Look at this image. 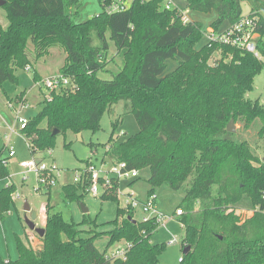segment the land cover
<instances>
[{
  "label": "trees",
  "instance_id": "1",
  "mask_svg": "<svg viewBox=\"0 0 264 264\" xmlns=\"http://www.w3.org/2000/svg\"><path fill=\"white\" fill-rule=\"evenodd\" d=\"M97 1L101 10L83 21L74 19L77 0H5L1 5L7 25L0 26V85L16 83L14 71L31 67L29 50L38 59L52 46L65 52L58 72L75 83L45 94L40 110L21 129L31 153L49 148L57 133L96 130L102 115L121 102L138 130L119 140L113 137L114 119L102 159L125 161L139 171L136 178L145 174L148 192L161 184L182 189L176 209L182 211L177 218L185 232L178 264H264V162L227 130L230 119L244 127L260 119L259 132H264V105L245 96L264 66V0H185L182 9L213 12L211 25L218 28L239 20L246 1L247 16L256 19L259 56L217 41L198 44L202 23L183 22V11L164 8L163 0H131L125 9L110 12L106 7L117 0ZM109 41L121 67L101 78ZM217 50L219 57L211 59ZM167 60L176 61L170 70ZM33 79L40 80L37 71ZM54 129L58 132L52 134ZM60 188L66 204L86 193L85 182ZM13 189L12 183L0 189V215ZM103 197L118 199L106 192ZM255 206L260 209L245 218L236 212ZM132 212L118 206L107 222L111 228L99 230L88 213L76 222L46 203L41 247L16 235V257L0 255V264H162L164 243L150 241L154 219L133 220ZM103 235L108 241L99 250L94 241ZM121 239L132 243L125 256L107 258V249Z\"/></svg>",
  "mask_w": 264,
  "mask_h": 264
},
{
  "label": "rangeland",
  "instance_id": "2",
  "mask_svg": "<svg viewBox=\"0 0 264 264\" xmlns=\"http://www.w3.org/2000/svg\"><path fill=\"white\" fill-rule=\"evenodd\" d=\"M121 1L128 6L131 0ZM172 1V7L183 9L185 0ZM76 8L75 21H83L92 14L97 13L99 5L97 0H81ZM242 10L243 15L248 14L249 6L246 1H242ZM183 13L189 20L201 22L202 29H207L215 17L213 12L203 13L195 10H186ZM262 14L264 16V11ZM6 25V11L0 5V26L5 27ZM262 38L264 40V33ZM204 41L205 38L202 37L198 44ZM109 45V62L105 71L98 72V76L101 78H110L112 73L118 71L121 67L120 58L114 55L115 47L112 41H109ZM29 47H32L30 42ZM49 50L48 54L38 59L29 50L31 67L29 69L18 68L14 71L17 77L16 83L6 80L0 85V150L3 149L0 153V159H6L5 167L0 162V189L7 184L12 183L14 185V189L10 194L12 200L8 208L0 215V255L4 259L16 257V235L27 244L30 238L33 243H39L40 236L29 229L25 223V218L30 217V211L24 210L25 202L29 204L30 210H34L37 213V217L34 219L36 227H41L44 224L45 205L49 203L53 205L55 210H60L65 219L71 218L76 222L82 219L81 205H83L87 207L88 211L86 213H88L89 217L100 224L98 229L108 230L111 225L107 222L116 217L117 207L126 205L125 194L132 193L138 199H144L149 189L146 176L143 174L140 178L122 177L119 178L118 182L112 180L110 186L105 189L106 194L116 195L118 199L103 197L104 189L98 183L96 184L97 191L95 195L90 194L85 189L86 193L79 202L72 201L66 204L62 201L60 186L64 183L72 182L75 175L79 173L81 168L86 166L87 162L94 163L96 168L101 167L102 154L112 130L111 122L114 119H117L118 122L114 128L113 137H117L119 140L138 130L134 115L131 112L124 111L121 102L117 103L116 106L114 105L110 112L106 111L102 115L99 121V128L96 130L85 129L79 133L68 130L57 133L53 136L52 145L49 147L51 155H47L45 150L36 152V155L43 154L47 162L53 161L60 170L57 175V181L50 187L49 192H46L45 188L35 189L37 184L36 174L28 173L27 176H24V168L21 163L31 159L33 154L28 146L29 141L25 138L23 132L19 130L17 118L22 117L29 120L35 116L41 108L44 95L50 94V90L45 89L43 86L40 87L37 81L33 79L34 71L38 72L41 79L58 72L59 67L63 64L65 58L63 49L59 46H52ZM217 57H219L218 50L213 53L211 59ZM174 65H176V61L167 60L166 70H170ZM245 96L251 100L257 99L264 105V66L254 77L252 88L245 93ZM45 124L46 121L43 119L40 122V126L43 127ZM233 125L232 137L246 141L254 153L262 159L264 155V132H259L262 126L261 120L256 119L249 127H244L240 121L233 122ZM10 147L14 152L12 156H9ZM104 160V166H110V160L107 157H104ZM4 171L6 172L4 173ZM89 181V178H87L86 183ZM129 182L130 184H128ZM86 183L85 185H87ZM113 184L116 185L113 187ZM153 192L156 195L157 208L167 215H174L176 206L183 195L182 189L175 190L166 184H161L155 186ZM141 215V210L136 208L133 214L134 219L139 220ZM184 232L182 223L177 216L168 219L164 225L159 224L156 226L150 236V241L152 243H164L162 252L159 255L160 263H179V257L182 256ZM171 238H175V241L170 243ZM107 241L108 236L103 235L98 237L94 243L99 250H104ZM122 241V239L116 241L109 249Z\"/></svg>",
  "mask_w": 264,
  "mask_h": 264
},
{
  "label": "built area",
  "instance_id": "3",
  "mask_svg": "<svg viewBox=\"0 0 264 264\" xmlns=\"http://www.w3.org/2000/svg\"><path fill=\"white\" fill-rule=\"evenodd\" d=\"M162 4L164 8L171 9L173 8L172 0H163ZM127 6L121 1H113L107 7V11H115L125 9ZM183 22L188 21V17L182 13ZM256 19L251 18L247 15H242L239 20L229 23L225 26L214 28L212 25L208 26L207 29H203V37L205 41H217L219 43L227 44L241 50L251 52L255 56H259V52L256 48V40L258 37V32L255 29ZM37 84L41 87L50 91H60L65 88H72L74 82L69 76H65L60 72H56L50 76H46L37 81ZM17 122L19 123V130L24 128L28 122L25 118L18 117ZM29 145V143H28ZM47 155H51V150L49 148L45 149ZM14 154L13 149L10 147L9 156ZM0 162L4 165L6 164V159H0ZM105 160L101 159L100 168H96L95 164L92 162H87L86 166L81 168L78 174L75 175L72 182L86 183L87 178L89 182L86 183L85 189L92 195L96 194L97 188L96 184L100 183L106 192V187L110 186L112 180L118 182L119 178H131L134 179L139 176V171L135 168H129L125 161L111 162L110 166H104ZM21 165L24 168L23 174L27 176L28 173L36 174L37 184L35 189L40 190L45 188L46 190L56 183L57 175L60 170L55 165L53 161L47 162L45 156L36 155L33 153L31 159L23 161ZM119 191V190H118ZM125 206H129L133 210V214L136 208H139L142 212V215L138 221L145 222L153 218L156 225H164L166 221L173 216H177L182 213L180 208L175 209L174 215H167L157 208L156 205V195L153 191L147 192L144 199H138L132 193L125 194ZM262 198H264V190L261 192ZM258 206L253 208H237L236 212L240 214L242 218L247 217L250 213L259 210ZM264 212V207L261 209ZM134 218V217H133ZM136 220V219H135ZM175 238L170 239V243L174 242ZM132 245L131 242L123 240L120 243H117L111 249H107L105 256L107 258L115 257H124L126 251ZM181 257H179V261Z\"/></svg>",
  "mask_w": 264,
  "mask_h": 264
},
{
  "label": "water",
  "instance_id": "4",
  "mask_svg": "<svg viewBox=\"0 0 264 264\" xmlns=\"http://www.w3.org/2000/svg\"><path fill=\"white\" fill-rule=\"evenodd\" d=\"M4 3H5V0H0V5H3ZM233 122H234V120L231 119L227 124V130L230 132L234 131ZM57 132H58V130L54 129L52 131V134H55ZM262 161L264 162V155L262 156ZM24 210L30 211V217L25 218V223L28 226V228L33 230L34 232H36L38 234V236H42L44 234V227H36L35 223H34V219L36 218L37 213L34 210H30L29 204L27 202L24 203ZM81 210H82V213H86L88 211L87 207H85L83 205H81ZM133 220H135V219L133 218ZM189 249H190V246L189 245L186 246L183 249V253H186Z\"/></svg>",
  "mask_w": 264,
  "mask_h": 264
},
{
  "label": "crops",
  "instance_id": "5",
  "mask_svg": "<svg viewBox=\"0 0 264 264\" xmlns=\"http://www.w3.org/2000/svg\"><path fill=\"white\" fill-rule=\"evenodd\" d=\"M77 1H81V0H77ZM98 2V1H97ZM98 5H99V9H98V11H96V12H99L100 10H101V5L99 4V2H98ZM50 51V50H49ZM37 217V216H36ZM44 217H45V215H44ZM44 222H45V219H44ZM44 226V224H42V226L41 227H43ZM33 236V235H32ZM31 239V238H30ZM30 239H29V243H30V245L32 246V247H34V248H40L41 247V241H40V239H39V243H33L32 241H30ZM17 255V254H16ZM15 258V257H14Z\"/></svg>",
  "mask_w": 264,
  "mask_h": 264
}]
</instances>
